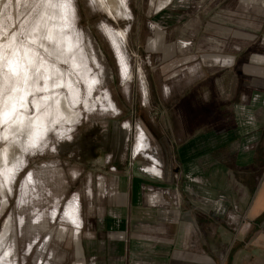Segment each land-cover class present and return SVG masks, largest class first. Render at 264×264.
I'll return each instance as SVG.
<instances>
[{
  "label": "rangeland",
  "instance_id": "374dc122",
  "mask_svg": "<svg viewBox=\"0 0 264 264\" xmlns=\"http://www.w3.org/2000/svg\"><path fill=\"white\" fill-rule=\"evenodd\" d=\"M236 134L187 161L221 187L225 152L261 134L264 154V0H0V264H122L109 233L140 210L183 209L180 151ZM230 208L198 216V249L217 231L233 252L251 245ZM260 224L244 264H264Z\"/></svg>",
  "mask_w": 264,
  "mask_h": 264
},
{
  "label": "crops",
  "instance_id": "0c3cea01",
  "mask_svg": "<svg viewBox=\"0 0 264 264\" xmlns=\"http://www.w3.org/2000/svg\"><path fill=\"white\" fill-rule=\"evenodd\" d=\"M217 136L209 135L210 139L206 140L209 143H203V147H206L204 151H198L197 153L189 151L188 155H186L188 152L185 151V155L182 154L183 149L188 148L192 150L194 146L196 147V145L199 144L196 140H193L180 151L184 161L187 162V165L185 163L184 167L185 177L190 179L187 188L189 194H185L187 198L184 200L183 209L174 208L170 210L171 213L164 208H147L146 211H139V213L145 216L139 214V216L136 217L135 214L132 213V216L129 218L132 223V226H130L131 232L121 230L120 232H114L113 235L109 233L105 243L111 244L113 242L112 246L109 248L113 249L115 252H109L108 255L115 256L114 260L121 261L122 264H127L128 261L132 264L138 263L143 259L137 256L139 254L142 256L144 255L145 259L140 261L143 264H225L227 261L226 258L230 254V248H224L225 243L221 232L217 231L211 237L217 241V243H215L216 245L214 244L215 246L212 242L204 241V243H202V249L196 247L194 236L196 234L195 227L196 224H198L197 219L198 216H201L203 218L206 217L208 221L220 220V218L223 217L222 214L225 207L226 209H231L230 207L234 206L237 208V210L235 209V213H238L239 208L243 211L241 224H246L251 227L254 220L261 216L264 212V198L259 199L257 202L256 199L263 180H261V182L259 179L261 169L255 161L257 157L255 151L258 149L262 137L260 134V136H258L259 139L255 140V142H257L256 144H258L255 149L252 148L248 151L243 150L242 147L241 151H238L237 154L230 150H228L230 151L229 154L225 152V155H223L225 160L222 159V163L227 166V182L224 186L220 187L211 182L206 173L203 172V174H201L199 169L197 171V166H191L190 161H187L189 158L191 160L201 155V153L212 149L215 150L221 147L229 149L232 142H238L235 139L237 134L235 137L227 139L224 142H222V137ZM215 143H217V145L212 146V144ZM220 153H222V150H220ZM232 157L236 160L235 164L239 165L237 166L238 168H240V166L244 168L242 171L243 174L232 171ZM125 193L126 194L123 196V203H126V201L131 203L132 197L126 190ZM196 198L200 200L197 201L195 200ZM211 198H214L215 205L217 204L215 199L220 200L218 201L220 208L217 210H221L219 213L221 215L220 218L211 216L208 213L211 206V203H209ZM149 199L151 204L162 203L161 195L154 194L151 195ZM186 205L188 207H186ZM127 207L121 208L127 209ZM185 216L190 217L188 218ZM225 231L228 232L226 229ZM242 234L245 240L258 237L257 232L250 230L241 231V235ZM238 235H240L239 231H236V239H238ZM254 239L250 242L251 245L241 246L235 249V252L232 251L228 256V258L232 256L231 264H244L250 258L252 261L254 260V256L258 255L256 251H259L257 243L256 245L254 244ZM127 243L131 246L128 249L126 248ZM227 244L228 242H226V245ZM117 248L119 251L122 250L123 252H117Z\"/></svg>",
  "mask_w": 264,
  "mask_h": 264
},
{
  "label": "trees",
  "instance_id": "16d2710c",
  "mask_svg": "<svg viewBox=\"0 0 264 264\" xmlns=\"http://www.w3.org/2000/svg\"><path fill=\"white\" fill-rule=\"evenodd\" d=\"M255 161H256V163L259 165V167H260V169L264 166V154L263 153H261V154H258L257 153V157H256V159H255ZM263 221H264V212L261 214V216L260 217H258L257 219H255L254 220V222L252 223V225H251V227H250V231H254V227H256L258 224H260V222L261 223H263ZM261 225V224H260ZM254 232H256V231H254ZM234 247V246H233ZM232 253V248H231V250H230V254ZM229 254V255H230ZM228 255V256H229ZM228 256H227V258H226V260L228 259ZM225 260V261H226Z\"/></svg>",
  "mask_w": 264,
  "mask_h": 264
},
{
  "label": "water",
  "instance_id": "95a60500",
  "mask_svg": "<svg viewBox=\"0 0 264 264\" xmlns=\"http://www.w3.org/2000/svg\"><path fill=\"white\" fill-rule=\"evenodd\" d=\"M261 198H264V180L260 186V189H259V192H258V196H257V199H256V202L261 199Z\"/></svg>",
  "mask_w": 264,
  "mask_h": 264
},
{
  "label": "bare ground",
  "instance_id": "6f19581e",
  "mask_svg": "<svg viewBox=\"0 0 264 264\" xmlns=\"http://www.w3.org/2000/svg\"><path fill=\"white\" fill-rule=\"evenodd\" d=\"M66 9H67V8H66ZM68 10H69V9H68ZM25 139H26V138H25ZM153 169H154V170H153ZM153 169H152V172H153L154 174H156L157 176H161L162 171L159 170L160 172L158 173V172H157V169H158L157 167H155V168H153ZM6 170H7V169H6ZM3 175H4V174H3ZM5 175H6V173H5Z\"/></svg>",
  "mask_w": 264,
  "mask_h": 264
},
{
  "label": "built area",
  "instance_id": "2783aa9c",
  "mask_svg": "<svg viewBox=\"0 0 264 264\" xmlns=\"http://www.w3.org/2000/svg\"><path fill=\"white\" fill-rule=\"evenodd\" d=\"M162 175V174H161Z\"/></svg>",
  "mask_w": 264,
  "mask_h": 264
}]
</instances>
